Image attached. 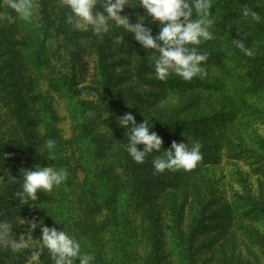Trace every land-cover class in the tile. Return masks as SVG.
<instances>
[{
    "label": "rangeland",
    "instance_id": "rangeland-1",
    "mask_svg": "<svg viewBox=\"0 0 264 264\" xmlns=\"http://www.w3.org/2000/svg\"><path fill=\"white\" fill-rule=\"evenodd\" d=\"M32 2L34 5L33 15L29 20L20 18L9 7V0H2L1 4L6 14L11 12L9 18L17 47L24 49V52L20 51L18 62L36 144L42 155L39 157L38 154H35L37 151L31 152L25 147L15 122L11 119L7 109L0 103V138L2 137L0 144L7 145L6 147H9L11 155H13V158L9 159L2 158L0 155V220L12 224V233L16 239L28 232L29 222L33 219L37 221L38 226L32 233L28 248L13 250L9 246L0 244V247L6 251V254L0 255L1 261L3 264H33L31 255L34 250L39 248V238L42 234L39 222L43 221V224L49 227L55 226L58 230L66 229L70 235L79 240L81 251L93 256L92 264H99L95 255L98 251L93 248L91 251L85 248V244H87L86 231L95 229L96 223L101 220L104 214L102 210L95 212L91 208L93 201L89 198L86 190L87 170H91L94 165L89 162V156L82 155L84 149L88 150L86 143L79 141L80 131L70 110L69 102L58 92V82L64 76H71L73 71L70 50L63 39L61 29L64 26L70 31L82 30H76L67 23V18L64 21L60 17L61 12L67 8L62 0H51L46 16L42 13L39 1L32 0ZM99 4L100 0H98L97 8L94 11L103 10ZM123 11H129L122 15H127L132 23L137 22L138 16L145 17V26L151 28L153 36L158 35L161 25L159 22L154 23L136 0H128V5ZM4 15L2 12L0 17ZM214 17L215 14H212L211 18ZM248 18L247 20L231 18V23L237 31L239 30V37L243 40L245 47L254 53L252 44L258 43L259 39L251 37L250 32L254 22L250 16ZM193 19H195V15ZM109 23L108 33L97 35L89 27V30L85 31L89 35L88 38L79 40L86 46V50L81 53L82 58L75 65L76 81L74 84V88L80 90L81 100L87 103L85 108L87 118L83 120L87 121L89 118L97 117L100 121H105L106 123L102 124L100 131L107 137H110L114 130L107 123L108 112L100 101L101 93L97 82L98 71L93 44H98L105 52L110 71H112L113 77L119 80L117 89L121 91L129 89L131 92L141 95L140 98L132 102L124 100L121 104L124 110L122 116L131 113L135 116L136 121L141 123L146 119L152 127L155 124L165 126L166 122L162 118L163 116L158 117V115L162 110L164 113L173 112L179 103H182L180 113L190 120L193 118L209 119L211 116H215L218 111L223 109L228 111L229 109L225 108L226 105L220 106V102L226 96L230 98V95H234L233 92L238 93L242 87L246 89L250 84V79L244 78L245 67L241 55L243 51L233 49L235 38L230 36V32H227L218 38L220 44L213 38L203 41L197 46L199 51L208 55V59L202 63L205 71L202 78L197 76L192 80H184L171 73L168 78H175L179 84L176 82L169 88H158L153 85L151 88L142 82L137 73L138 52L143 46L137 41H133L134 34L115 25L114 21ZM215 28L217 29L212 24L210 31L212 32ZM118 32L125 36H131L130 45L119 43L117 37H113V33ZM261 40L264 39L261 38ZM41 44H43L44 53H40L38 50V46ZM150 52L153 55L154 51ZM150 70L153 72L152 78H157L154 66L150 67ZM170 87L176 90L172 91ZM179 95L182 97L180 98ZM151 99H155V102L149 108L147 101ZM248 103L262 112L256 116L240 119L236 122V129L247 140H249L250 128L255 129L256 134L264 139V94L250 98ZM91 106H93V110H91ZM218 107L221 109L216 110ZM193 123L191 128L188 127L191 129L189 132L182 133L179 130H172L175 142L178 140L188 144L186 137L191 134L192 127L195 126ZM119 126L117 127L119 128ZM130 127L131 124L127 128H121L127 131ZM213 128L216 129L215 126ZM54 131L56 136L63 140L61 152L66 161L65 169L68 172V179L63 185L67 207L62 209L53 207L56 203L54 201L52 207L48 209L37 201L29 200L28 204H21L20 198L13 201L7 190L3 189L9 172L14 169L35 170L37 165L49 166L47 160L49 154L45 151V143L48 133ZM200 132L204 133L205 138L207 137L205 128ZM217 135L216 133L212 136L216 137ZM239 146H241V140L237 138V134H228L223 140L220 139V144L214 149L216 162L206 165L198 174H190L188 178L186 177L187 179L181 181L176 189H167L160 194L158 202L160 203L159 222L163 232L162 264H185L179 244L184 247L190 246L193 252L196 251L193 258L194 264H264V215L256 220H239L238 217L244 212L240 206L232 209L231 213L226 211L227 219L229 217L232 221L228 220L226 226L220 228L218 232L206 234L208 228H205L193 239L189 238L192 225L196 221L207 218L209 223L212 222V211L225 210L224 205L231 204L240 195L248 193L251 197L264 203V176L256 170V167L263 165V162L257 161L255 156H249V158L241 156L237 152ZM40 192H43L45 197H54L56 188L54 187L51 192L43 190ZM183 201L186 203L188 201V205L179 208L178 205ZM172 202L182 214L181 222L177 224L178 231L183 234L181 243L173 240L176 228L173 221ZM22 220L25 223H22ZM129 222L128 236L133 242L135 260L142 263L148 251L146 221L140 210L131 209ZM100 236L98 232H95L94 237L97 241ZM206 241L211 242L205 245ZM108 247L106 244V248ZM106 248L99 251L106 254L109 252L106 251ZM46 254H49L47 250L41 252L38 264H45L42 258ZM75 262L74 264H79V260Z\"/></svg>",
    "mask_w": 264,
    "mask_h": 264
},
{
    "label": "trees",
    "instance_id": "trees-1",
    "mask_svg": "<svg viewBox=\"0 0 264 264\" xmlns=\"http://www.w3.org/2000/svg\"><path fill=\"white\" fill-rule=\"evenodd\" d=\"M38 1L41 5L42 13L46 16L51 0ZM136 1L139 4V0ZM1 2L2 0H0V14L4 12L5 15L0 17V103L7 109L11 119L15 122L25 147L31 152L37 151L35 154L41 157L42 153L39 152V147L36 144L32 118L28 107L27 96L24 92L23 77L18 62L20 51L24 52V49L17 47L12 23H10L9 18L11 12L8 10L9 13L6 14ZM212 5L211 11L212 14H215V17L212 19L213 25L217 27V29L212 30L214 41L216 40L220 44L218 38L230 32V36L235 38L233 49L236 51H239V48L236 47V41L243 40L239 37V30L237 31L232 25L231 18L249 19L243 15L245 8L256 11L264 17V0H212ZM69 12L70 10L68 8L64 9L60 17L65 21ZM128 12L123 11L121 15L124 13L127 14ZM253 22V28L250 32L251 37L259 39L258 43L252 44L255 52L251 56H247L241 52L242 63L245 67L244 78L247 80L250 79V84L246 88L247 90L242 87L238 93L233 92L235 94L230 95V98L226 96L220 102V106L226 105L227 107L225 108L229 110L225 111L223 109L220 112L218 111L215 116H211L209 119H186L183 113H180L182 103L176 105L173 112L164 113L162 110L158 117L163 116L162 118L166 122L165 126H157L155 124L151 129L162 138L161 153L153 152L149 154L144 163L135 162L127 153L124 146L127 144L126 132L128 130L124 131L120 126L119 128L117 127L119 125L118 118L122 116V111H124L121 104L125 99L132 102L140 98L141 95L133 93L129 89L128 91L117 89L119 80L113 77L112 71H110L108 63L106 62L105 52L98 44H93V51L96 56V68L98 71L97 82L101 93L100 101L101 105L108 112L109 120L107 123L113 128V134L110 137L102 134L100 129L102 124L106 122L100 121L97 117H92L84 121L83 119L87 118L85 113L87 103L81 100L79 88H74L76 81L75 65L82 58L81 53L86 50V46L80 43L79 40H86L89 35L85 31H70L64 26L61 29L63 39L67 44V48L70 50L73 71L71 76H64L58 82V92L69 102L70 110L76 119L80 131L79 141L85 142L89 150L84 149L82 155L89 156V162L94 165L91 170H87L88 176L85 180L89 198L93 201L91 208L95 212L101 210L104 212L101 220L96 223L97 227L95 229H88L89 232L87 230L85 233L87 240L85 248L90 251L92 248L98 251L95 255L99 264H162L163 232L161 231V223L159 222L160 203L158 202L160 194L167 189H176L181 181L187 179L190 174H198L206 165L216 162L217 159L215 158L214 149L220 144V139L223 140L228 134H237V138L241 140V146H239L237 151L238 154L246 156L247 158L249 156H255L258 159L257 161L263 162V165L257 166L256 170L264 176V139L259 137L253 128L249 127L251 129L248 134L249 140L243 137V134L236 129V122L240 119L256 116L262 112L248 103L250 98L259 97L261 94H264V40H261V38L264 39V20L260 23ZM120 36L123 39L119 43L123 42L130 45L131 36H125L119 32L113 33V37ZM230 36L228 38L232 41ZM34 40L36 41V38ZM133 41L136 40L134 39ZM38 50L40 53H44L43 44L38 46ZM150 51L154 50L144 49L142 47L138 52L137 73L142 82L151 88L153 85L158 88H169L170 85L176 84L178 81L172 77L166 80L152 78L153 72H151L150 67L154 65L151 61L152 53ZM170 90L175 91L176 89L170 87ZM179 97L181 98L182 96L179 95ZM147 102L149 103L148 107L151 108L155 99ZM219 109L221 107L216 108V110ZM91 110H93V106H91ZM136 122L139 124V121ZM192 123L195 126L192 127L191 134L186 137L187 143L189 147L197 142L201 145L200 152L202 159L190 171L179 169L165 170L163 172L164 174L157 173L154 170L152 162L157 156H162L163 151L171 149V144L175 141L172 130H179L182 133L189 132ZM214 126L216 129L213 128ZM203 128L206 130V138L203 136L204 133L200 132ZM217 129L218 131L216 132ZM216 133L218 135L213 137L212 135ZM209 136L212 137L209 138ZM48 139H54L56 141L53 159H50L48 155V165L56 168H65L66 161L62 157L61 152L63 140L56 136L55 131L48 133ZM176 142L180 143L178 140ZM6 146L0 144L1 157L6 159L13 158L9 147ZM143 147V145H138V148L141 150ZM22 170H11L5 180V185H3V189L7 190L13 201L19 199L17 193L21 191V185L23 183ZM63 185L64 183L55 187L56 192L54 197H45L43 192H38L36 201L46 209L52 207L53 201L56 202L53 207H57L58 209L67 207ZM238 197L231 204H225V210L216 209L212 211V222L209 223L207 218L196 221L192 225L189 238L193 239L196 234H199L205 228H208L206 234L215 231L218 232L220 228L226 226L228 220L232 221L229 217L227 219L226 211L231 213L232 209L238 206L244 209V212L238 217L239 220H256L261 215H264V203L261 200H256L248 193ZM187 203L183 201L178 207L183 208L188 205ZM171 204L174 214L173 221L176 228L174 230L175 236L173 240L181 243L183 234L181 231H178L177 224L181 222L182 214L173 202ZM131 209L140 210L146 221L148 251L142 263H138L135 260L136 255L133 250V242L128 236ZM95 232L101 235L98 241L94 237ZM210 242L206 241L204 244L206 245ZM106 244L109 246L108 248H106ZM179 246L185 258V264H194L193 258L194 252L196 251L193 252L190 246L184 247L182 244H179ZM103 248H106V251L109 252L103 254L102 251H99ZM0 250H2L0 251V255L6 254V251L1 247ZM1 259L0 257V264H3ZM42 259L45 264H53L50 254L43 255Z\"/></svg>",
    "mask_w": 264,
    "mask_h": 264
},
{
    "label": "clouds",
    "instance_id": "clouds-1",
    "mask_svg": "<svg viewBox=\"0 0 264 264\" xmlns=\"http://www.w3.org/2000/svg\"><path fill=\"white\" fill-rule=\"evenodd\" d=\"M70 10L67 23L76 30L87 31L89 27L97 34L102 35L110 30V21L122 27L126 32L134 34V39L144 49L154 50L151 61L154 65L156 77L166 80L171 73L184 80H192L194 77L205 74L202 63L208 59L207 53L198 50L203 41L213 39L210 31L212 20V0H139V6L146 10L152 21L161 25L158 35L153 36L150 27L145 26V17L138 16L136 23L130 22L127 15H121L128 0H100L102 11H94L98 0H62ZM9 7L20 18L29 20L33 15L32 0H9ZM195 15V19L193 16ZM245 17L257 23L264 20L259 13L245 8ZM123 37H117V41ZM236 47L251 56V49L245 47L243 41H236ZM121 127L131 128L126 132L127 144L124 146L127 153L137 163H144L146 157L153 153H161L162 138L152 131V125L148 120L137 124L135 116L126 113L118 118ZM143 145V149L138 148ZM56 141L47 139L45 151L49 158L53 159ZM201 145L197 142L191 147L188 144L175 141L170 150L163 151L162 156L153 160L154 170L162 173L165 170L190 171L194 169L202 159ZM68 179L65 168L54 166L41 167L37 165L35 170L23 169V183L21 191L17 193L21 204H28L29 200L36 201L40 191L51 192L54 187L60 186ZM25 223L24 220L21 221ZM41 237L39 248L31 255L33 264H38L40 254L47 250L53 264H92L93 256L81 251V244L77 238L68 231L58 230L57 227H49L40 221ZM38 224L35 219L29 222L28 232L14 238L12 224L0 220V244L11 247L13 250H21L30 246L32 233Z\"/></svg>",
    "mask_w": 264,
    "mask_h": 264
}]
</instances>
